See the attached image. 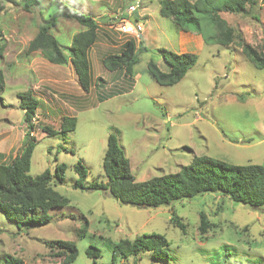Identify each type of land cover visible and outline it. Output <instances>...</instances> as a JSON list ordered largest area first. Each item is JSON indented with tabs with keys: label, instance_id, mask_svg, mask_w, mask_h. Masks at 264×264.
Listing matches in <instances>:
<instances>
[{
	"label": "rangeland",
	"instance_id": "1",
	"mask_svg": "<svg viewBox=\"0 0 264 264\" xmlns=\"http://www.w3.org/2000/svg\"><path fill=\"white\" fill-rule=\"evenodd\" d=\"M15 1L0 0V162L9 163L21 147L27 125L18 95L31 90L40 105L33 121L38 142L30 174L65 163L66 182L55 187L70 204L52 211L50 223L30 229H19L0 211V264L4 256L26 264L59 263L64 248L58 240L77 244L73 264H93L85 253L90 244L102 249L99 261L104 264H264V208L210 191L170 206L141 208L123 204L105 190L73 187L79 160L88 170V183L106 182L103 158L110 132L125 149L137 181L176 172L199 155L264 164V69L248 60L240 44H264V0H257L247 14L221 12L240 36L227 46L185 38L186 31L161 16L160 0H40L32 9ZM131 6L137 9L129 13ZM66 7L95 20L112 16L97 20L89 92L80 86L71 62L57 65L39 50L27 51L39 25L52 24L55 16L50 33L69 54L73 36L86 27ZM122 14L133 16L126 23L142 27L138 36L117 29ZM130 38L139 52L132 87L122 80L123 71L107 70L102 63ZM161 49L193 52L197 62L178 83L161 85L147 70L151 59L168 69ZM119 87L124 89L118 93ZM64 115L77 117L74 131L48 135L42 130L44 125L59 130ZM202 211L212 223L205 233L199 229ZM174 213L187 225L186 234L171 222ZM152 233L168 239V261L154 260L150 252L113 261L115 241Z\"/></svg>",
	"mask_w": 264,
	"mask_h": 264
},
{
	"label": "trees",
	"instance_id": "2",
	"mask_svg": "<svg viewBox=\"0 0 264 264\" xmlns=\"http://www.w3.org/2000/svg\"><path fill=\"white\" fill-rule=\"evenodd\" d=\"M40 3V0L21 2L26 9L38 7ZM256 4L257 0H160V14L171 18L181 30L200 34L207 44L217 43L227 46L240 36L235 28L221 17V12L247 14ZM66 9L70 10L68 7ZM70 11L71 17L76 18L86 29L73 36L71 45L67 47L69 54L50 33V28L56 20L55 16L52 17V24L48 21L39 25L37 34L29 40L27 51L39 50L46 60L54 64L65 65L71 62L80 86L84 91L89 92L93 84L90 50L98 36V21L82 12H75L73 9ZM64 15L70 16L67 12ZM135 42L134 38H130L120 51L104 56L102 60L104 67L110 71H123L126 77L132 79L139 59ZM240 44L248 60L255 67L264 69V44L260 48L249 43ZM161 53L167 70L161 69L152 59L147 65L150 75L161 85L178 83L197 62V55L193 52L175 53L161 49ZM3 87L4 73L0 69V90ZM33 95L31 90L18 95L20 108L24 110V123L27 129L18 153L9 163L0 162V211L19 229H30L50 223L52 211L70 204V199L55 187L66 182L65 163H57L54 171L45 169L38 175L30 174L33 150L38 142L33 133L35 130L33 121L40 105L39 99ZM77 122L76 116L64 115L59 130L49 125H44L42 130L48 135L66 134L76 129ZM104 153L103 171L107 178L106 182L88 183L86 180L88 170L79 160L74 165V171L78 175L73 183L74 188L105 190L117 200L141 208L170 206L209 191L253 208H264V164L231 163L208 155H199L194 156L189 164H182L176 172L137 181L131 169L130 159L114 132L108 135L107 150ZM171 222L186 234L187 225L177 214H172ZM211 224L202 211L200 231L207 232ZM86 230L87 227L81 228L78 234L80 238L87 233ZM57 242L64 248V258L54 264H73L79 255L77 244L74 241L58 240ZM167 247H169L168 239L158 233L139 235L134 239L125 237L114 242L112 259L116 262L119 258L128 259L150 252L154 260L168 261L170 255ZM85 253L93 264H104L99 261L102 257V249L99 246L90 244ZM2 261V264H26L21 258L13 256H4Z\"/></svg>",
	"mask_w": 264,
	"mask_h": 264
},
{
	"label": "built area",
	"instance_id": "3",
	"mask_svg": "<svg viewBox=\"0 0 264 264\" xmlns=\"http://www.w3.org/2000/svg\"><path fill=\"white\" fill-rule=\"evenodd\" d=\"M136 6H131L129 9H128V12H132V11H136ZM127 17L123 16L121 19H120V24L118 25L117 29L120 30V31H123L124 33H129V34H132V35H136L138 36L139 34V31L142 30L141 26L140 25H133L132 23L131 24H128L126 23Z\"/></svg>",
	"mask_w": 264,
	"mask_h": 264
},
{
	"label": "crops",
	"instance_id": "4",
	"mask_svg": "<svg viewBox=\"0 0 264 264\" xmlns=\"http://www.w3.org/2000/svg\"><path fill=\"white\" fill-rule=\"evenodd\" d=\"M115 16V15H114ZM124 16V14H122V16L121 17H123ZM120 17V18H121ZM125 17H127V18H130L131 20H133V16L130 14V15H128V16H125ZM183 31V30H182ZM185 32V31H184ZM187 32V34H186V36H185V38L186 37H190V38H194V39H196L197 41H198V43L199 44H201L202 45V43L204 42V40H203V38H202V36L199 34H194L193 32H191V31H186ZM205 43V42H204ZM183 52V51H182ZM57 65H60V64H57ZM66 67H67V64H66ZM71 67H73V66H71ZM74 68V67H73ZM74 72H75V70H74ZM126 76L124 75L123 76V78H122V80H124V79H126V81H128V87H132L133 85H135V83H136V78H137V76L135 75L132 79L131 78H129V77H126ZM122 89H124V87H119L118 88V93L119 92H122Z\"/></svg>",
	"mask_w": 264,
	"mask_h": 264
},
{
	"label": "water",
	"instance_id": "5",
	"mask_svg": "<svg viewBox=\"0 0 264 264\" xmlns=\"http://www.w3.org/2000/svg\"><path fill=\"white\" fill-rule=\"evenodd\" d=\"M113 15V14H112ZM112 16L111 15H107V16H102V17H99L97 20L99 21V22H105V21H107L109 18H111ZM113 17H114V15H113ZM120 202L121 203H123V204H125L126 202H124V201H122V200H120ZM128 204H130V205H134L135 206V204H132V203H128Z\"/></svg>",
	"mask_w": 264,
	"mask_h": 264
}]
</instances>
